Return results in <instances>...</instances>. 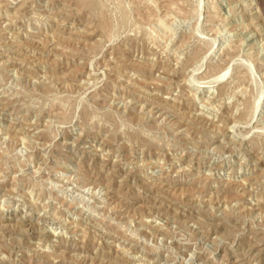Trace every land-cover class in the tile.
I'll return each mask as SVG.
<instances>
[{
	"label": "rangeland",
	"instance_id": "1",
	"mask_svg": "<svg viewBox=\"0 0 264 264\" xmlns=\"http://www.w3.org/2000/svg\"><path fill=\"white\" fill-rule=\"evenodd\" d=\"M0 264H264V0H0Z\"/></svg>",
	"mask_w": 264,
	"mask_h": 264
},
{
	"label": "bare ground",
	"instance_id": "2",
	"mask_svg": "<svg viewBox=\"0 0 264 264\" xmlns=\"http://www.w3.org/2000/svg\"><path fill=\"white\" fill-rule=\"evenodd\" d=\"M202 83V82H201Z\"/></svg>",
	"mask_w": 264,
	"mask_h": 264
}]
</instances>
